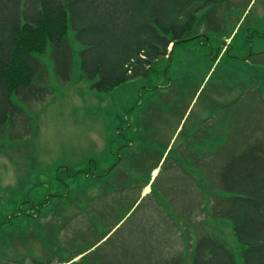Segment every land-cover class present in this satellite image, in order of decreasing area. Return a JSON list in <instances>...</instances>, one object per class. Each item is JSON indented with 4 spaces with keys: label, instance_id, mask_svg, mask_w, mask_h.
Returning <instances> with one entry per match:
<instances>
[{
    "label": "rangeland",
    "instance_id": "374dc122",
    "mask_svg": "<svg viewBox=\"0 0 264 264\" xmlns=\"http://www.w3.org/2000/svg\"><path fill=\"white\" fill-rule=\"evenodd\" d=\"M211 18L194 31L208 34V44L198 39L178 44L148 76L109 91H98L82 74V45L72 33L75 51L67 82L56 75L49 52L37 54L47 69L49 94L43 102L24 103L14 93L21 112L0 136V264H101L112 248H127L121 241L143 237L139 218L153 209L181 227L185 264H192L204 233L226 244L237 264H245L233 222L219 216L224 199L237 193L214 182V173L205 178L193 170L190 156L197 154L205 167L209 140L221 146L213 154L215 162L237 139L245 144L247 133L263 136L264 0H225ZM211 24L218 28L208 29ZM224 41L228 52L221 50ZM168 146L150 192L142 195L140 187L122 197L123 191H115L121 180L128 186L142 177L148 181ZM189 146L194 152H187V159ZM119 158L124 168L111 177L114 184L106 191L108 179L97 182L104 186L100 190L94 166L103 174ZM96 202L110 208L96 212ZM134 205L132 216L125 217ZM14 212L20 215L11 218Z\"/></svg>",
    "mask_w": 264,
    "mask_h": 264
},
{
    "label": "trees",
    "instance_id": "16d2710c",
    "mask_svg": "<svg viewBox=\"0 0 264 264\" xmlns=\"http://www.w3.org/2000/svg\"><path fill=\"white\" fill-rule=\"evenodd\" d=\"M224 1L0 0V136L21 112L14 93L24 103L43 102L49 94L47 69L37 54L49 52L58 78H71L75 50L70 33L82 45V74L94 80L98 91H109L130 78L148 76L178 44L192 39L208 44V34L194 31L212 21L211 11ZM224 49L230 50L226 41ZM253 137L247 133V146L223 165L221 186L237 195L225 199L219 216L233 222L245 264H264V133ZM193 253L192 264H237L234 252L208 234L200 236Z\"/></svg>",
    "mask_w": 264,
    "mask_h": 264
},
{
    "label": "crops",
    "instance_id": "0c3cea01",
    "mask_svg": "<svg viewBox=\"0 0 264 264\" xmlns=\"http://www.w3.org/2000/svg\"><path fill=\"white\" fill-rule=\"evenodd\" d=\"M235 142L237 143L232 145L233 146L232 149L228 150L224 156H222L219 160L212 162L213 154H215L216 151H219L221 149V146L219 143L218 144L219 146L217 148L213 146V144H211V141L209 140L212 149L208 152H204V154L208 157L205 160L206 162L205 167H202L198 155L192 153L190 156V161L192 164L191 168L193 170H195V168L198 169L202 173V175L205 176V178H207L209 174L214 173L215 174L214 182H216L217 179L219 181L221 177L223 165L228 161L230 157L236 156L241 151H243V149L247 146L246 144H248V143L244 144L243 142L238 143L239 142L238 139ZM145 147L149 155L154 154V151L149 150L150 148L149 145H145ZM168 148L169 146L163 150L162 157L160 158L157 167H153L150 170L152 171V174L150 175V179L148 181H146V178L142 177L141 179H138L137 181L132 183L131 186H128L129 184L125 185L126 182L121 180L120 182H118L117 184L118 189L115 191H123L121 193L122 197L130 194L129 192H127V190L138 189L140 187L142 190V195L150 192L151 191L150 181L155 176V174L158 173L160 163L163 157L166 155L165 152L168 150ZM193 150L194 147L192 148V146H189L185 151L186 156H187V152L190 153L194 152ZM118 154L120 153L118 152ZM120 162L121 159L119 158L118 161L111 167V169H108V171L104 172L103 174L100 171L101 168L98 167L96 163V187L97 185H99V189L100 190L103 189L104 186H101V184H98L97 182L105 180V178L108 179L105 181L106 183H108V186L105 188V191L107 190L108 187L112 186V183L114 184V180L111 177H114L122 168H124V167H119ZM110 178L112 182L109 181ZM196 178H197L196 176L191 177V179H196ZM214 182L212 185H214ZM189 189L190 191L192 190V195L196 196L198 188L195 185H192L191 188L189 186ZM179 192H180L179 189L176 190L177 195ZM101 193L102 192L99 191L98 193H96V196L98 197ZM114 194L116 195L117 193L114 192ZM134 207L135 205L132 206L130 209H128L125 217L132 216L133 214L132 209ZM106 208H110V207H105L104 205L97 204L96 202V212L105 211ZM176 210H177V215L184 219L185 215L183 216V212L178 208H176ZM139 221H141L142 224L144 225L143 237L139 240L128 239V241H121L118 244L127 243L128 244L127 248H121V247L112 248L109 253H106L101 257V264H175V262L180 264L181 258H184V254L181 255V244L185 245L186 243V236L182 234L181 227L174 225L172 219H171V224H172L171 225L169 217L165 215V213L162 210L159 211L158 209H153L148 215L143 214L139 218ZM192 229H196V226L194 225ZM202 235H207V233H204ZM188 243L193 244L194 238L189 236Z\"/></svg>",
    "mask_w": 264,
    "mask_h": 264
},
{
    "label": "water",
    "instance_id": "95a60500",
    "mask_svg": "<svg viewBox=\"0 0 264 264\" xmlns=\"http://www.w3.org/2000/svg\"><path fill=\"white\" fill-rule=\"evenodd\" d=\"M173 45H174V44H172V45H171V47H170V50H172V49H173Z\"/></svg>",
    "mask_w": 264,
    "mask_h": 264
}]
</instances>
